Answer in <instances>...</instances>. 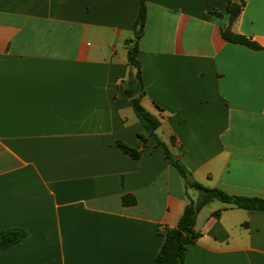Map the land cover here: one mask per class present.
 <instances>
[{"label":"crops","instance_id":"1","mask_svg":"<svg viewBox=\"0 0 264 264\" xmlns=\"http://www.w3.org/2000/svg\"><path fill=\"white\" fill-rule=\"evenodd\" d=\"M230 1L145 0L152 135L125 90L142 0H0V232L26 231L0 264H156L160 232L200 196L172 159L206 187L264 197V0L232 23ZM196 229L186 264H264V210L214 199Z\"/></svg>","mask_w":264,"mask_h":264},{"label":"trees","instance_id":"2","mask_svg":"<svg viewBox=\"0 0 264 264\" xmlns=\"http://www.w3.org/2000/svg\"><path fill=\"white\" fill-rule=\"evenodd\" d=\"M245 0L233 1L228 5L227 12L230 14L231 23L240 15ZM146 3L142 0L139 15L135 24V37L130 40L131 44L128 49V61L132 67L136 68V72H131L126 93L131 98V103L138 117L144 122L150 134L155 135L156 130L160 127L161 121L153 113L148 111L141 103L144 94V82L142 78L141 63L138 59L139 45L138 41L141 37L143 27L146 22ZM226 40L246 45L252 49H261L262 47L247 35L232 32L230 29L223 31ZM135 93H140V97H134ZM142 142L145 137L141 136ZM117 146L126 154L133 158H139L141 152L132 148L122 141L117 142ZM167 156L171 158L169 150L166 148ZM173 164L186 179V184L200 190V196L197 199L190 198L183 210L178 225L163 229L160 233L164 237L163 245L156 258V264H186V250L188 245L194 243L201 235L196 229V222L199 212L212 200L218 199L232 206L244 208L247 210H264V197L248 196L240 194H232L218 187H206L192 178L191 172L178 160L172 159ZM130 196L123 197L125 204L135 202ZM221 210L216 212L219 215ZM26 235V231L20 228H13L0 232V247H6L22 240Z\"/></svg>","mask_w":264,"mask_h":264},{"label":"water","instance_id":"3","mask_svg":"<svg viewBox=\"0 0 264 264\" xmlns=\"http://www.w3.org/2000/svg\"><path fill=\"white\" fill-rule=\"evenodd\" d=\"M139 96H140L139 93H135V94H134V97H139Z\"/></svg>","mask_w":264,"mask_h":264}]
</instances>
